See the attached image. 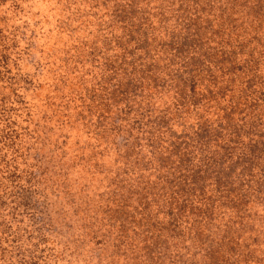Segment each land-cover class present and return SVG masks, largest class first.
Returning a JSON list of instances; mask_svg holds the SVG:
<instances>
[{"label": "rangeland", "instance_id": "rangeland-1", "mask_svg": "<svg viewBox=\"0 0 264 264\" xmlns=\"http://www.w3.org/2000/svg\"><path fill=\"white\" fill-rule=\"evenodd\" d=\"M0 264H264V0H0Z\"/></svg>", "mask_w": 264, "mask_h": 264}]
</instances>
